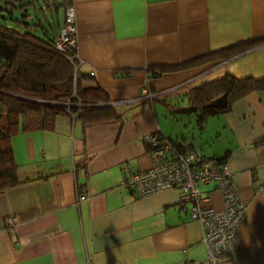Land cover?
Listing matches in <instances>:
<instances>
[{
  "label": "crops",
  "instance_id": "1",
  "mask_svg": "<svg viewBox=\"0 0 264 264\" xmlns=\"http://www.w3.org/2000/svg\"><path fill=\"white\" fill-rule=\"evenodd\" d=\"M70 8L84 71L80 83H98L106 94L100 103L116 102L121 114L85 124L61 115L51 130L12 134L21 175L40 177L0 191V264L204 260L202 225L180 208L178 189L136 197L121 182L127 171L151 166L142 139L147 133L185 137L197 148L193 136L173 125L179 113L169 117L166 110L181 108L188 86L226 76L264 78V43H241L264 33V0H72ZM61 12L63 19L65 8ZM226 48L233 51L227 57L181 66ZM177 65L151 76L152 70ZM144 86L160 97L169 95L170 105L141 98ZM210 122L215 129L206 140L214 138L218 146L203 151L230 163L246 206L239 248L220 257V264H264V90L209 117L197 135L202 138ZM55 170L60 171L44 176ZM201 186L221 208L216 183ZM82 188L87 197L79 200Z\"/></svg>",
  "mask_w": 264,
  "mask_h": 264
},
{
  "label": "trees",
  "instance_id": "2",
  "mask_svg": "<svg viewBox=\"0 0 264 264\" xmlns=\"http://www.w3.org/2000/svg\"><path fill=\"white\" fill-rule=\"evenodd\" d=\"M71 5L72 0H0V191L40 177L21 175L11 143L15 131L51 130L56 118L61 115L71 116L85 124L121 114L114 106L101 105L106 94L98 83L88 86L80 83L84 71L79 69L75 47L69 46L65 50L56 47V39L66 17L62 19L59 10H67ZM241 43H264V33L253 35ZM231 52V48L214 51L181 66L227 57ZM181 66L163 67L157 73L152 70L151 76ZM262 89L264 78L226 76L188 86L184 95L188 105L193 106L198 127L203 129L209 117L230 111L234 101L251 91ZM224 94L226 100L223 107L210 105ZM159 95L154 98L170 105L169 95ZM174 139L193 146L185 137ZM207 157L224 160L216 156Z\"/></svg>",
  "mask_w": 264,
  "mask_h": 264
},
{
  "label": "built area",
  "instance_id": "3",
  "mask_svg": "<svg viewBox=\"0 0 264 264\" xmlns=\"http://www.w3.org/2000/svg\"><path fill=\"white\" fill-rule=\"evenodd\" d=\"M74 11L66 10L65 23L56 39V47L65 50L76 44ZM151 93L142 88L141 98ZM151 156V166L145 170L127 171L122 185L136 197H146L165 189L180 191V208L190 212L191 218L201 223L203 242L207 248L204 260L187 264H220V257L239 248V227L246 216V206L237 190L231 165L227 160L207 157L187 143L150 132L142 137ZM215 182L221 193L223 206L217 208L202 184ZM87 197L84 188L78 199ZM10 224L13 220L10 218Z\"/></svg>",
  "mask_w": 264,
  "mask_h": 264
},
{
  "label": "rangeland",
  "instance_id": "4",
  "mask_svg": "<svg viewBox=\"0 0 264 264\" xmlns=\"http://www.w3.org/2000/svg\"><path fill=\"white\" fill-rule=\"evenodd\" d=\"M63 12H61V17H62ZM181 98L182 100L179 101V104L181 105V108L187 105V98ZM169 107V106H168ZM166 108V107H165ZM167 115L170 117L173 115L172 111L170 108H167ZM178 119L176 121H173V125L176 126L177 131H183L185 134L193 136V139L196 141L195 145L197 149L204 155H208L205 152L209 153L212 152V149L218 146V142L216 139L210 137L209 140H206L207 134L209 133V129L213 127L215 129L214 123L210 122L209 127H207L206 131L201 132L202 138L197 135L200 132V129L198 128L196 124V116L193 112L190 113H184L178 114ZM213 124V125H211ZM173 125L171 126L173 128ZM205 150V152L203 151ZM202 187V186H201ZM202 189V188H201Z\"/></svg>",
  "mask_w": 264,
  "mask_h": 264
},
{
  "label": "water",
  "instance_id": "5",
  "mask_svg": "<svg viewBox=\"0 0 264 264\" xmlns=\"http://www.w3.org/2000/svg\"><path fill=\"white\" fill-rule=\"evenodd\" d=\"M157 94H154V95H151V96H147L145 98H154V96H156ZM225 97H226V94H224L223 96L217 98L214 102H211L210 105H214V106H218V107H223L225 105ZM33 100H36V101H41L39 99H33ZM44 102V101H42ZM109 105V106H114L116 105V102H107V103H104V104H101V105ZM193 111V106L192 105H188V106H184L182 108H178V109H174L172 112L173 113H181V114H184V113H190Z\"/></svg>",
  "mask_w": 264,
  "mask_h": 264
}]
</instances>
